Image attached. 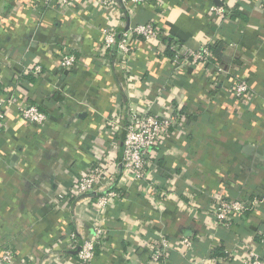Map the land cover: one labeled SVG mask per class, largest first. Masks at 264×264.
Wrapping results in <instances>:
<instances>
[{
  "label": "crops",
  "instance_id": "crops-1",
  "mask_svg": "<svg viewBox=\"0 0 264 264\" xmlns=\"http://www.w3.org/2000/svg\"><path fill=\"white\" fill-rule=\"evenodd\" d=\"M260 0H150L104 10L97 0H0V246L10 244L20 264H81L59 244L71 229L82 240L94 224L105 229L89 264H150L149 243L163 234V264H243L264 230V13ZM152 23V45L131 37L127 60L103 53V30L123 32ZM167 38L193 50L223 43L221 59L177 64ZM77 67L60 70L62 54ZM124 63V65H123ZM214 64L224 73L218 74ZM39 66L40 73L34 68ZM248 83L252 97L229 89ZM8 97L12 104L1 102ZM46 114L44 126L22 119L18 105ZM3 105V107H2ZM136 107L172 125L144 181L122 173L121 127ZM119 127L111 131L108 121ZM97 170L98 194L120 197L94 213V194L73 196L71 178ZM250 199L231 228L212 220L211 196ZM191 197V199L189 198ZM197 199L202 209L189 207ZM192 241V254L182 243ZM223 248L226 257L212 251ZM195 252V253H194ZM207 258V259H205ZM210 262V263H209Z\"/></svg>",
  "mask_w": 264,
  "mask_h": 264
},
{
  "label": "built area",
  "instance_id": "built-area-1",
  "mask_svg": "<svg viewBox=\"0 0 264 264\" xmlns=\"http://www.w3.org/2000/svg\"><path fill=\"white\" fill-rule=\"evenodd\" d=\"M54 3L61 6H68L71 0H52ZM150 0H97L98 6L105 10H113L114 6L128 4L144 5ZM221 5H211L209 11L213 12L220 20L229 14L228 8L222 5L223 0H217ZM259 6L264 13V0H260ZM103 53L114 52L121 58L127 60L130 56L132 44L130 38L135 36L142 39L148 44L155 45L159 43L162 38L161 33L152 23L136 24L129 27L123 32H118L114 27L103 30ZM174 55L171 59L177 64H191L198 65L204 62L211 61V52L209 46H201L196 50L188 47H183L181 44H171L169 47ZM124 65V63H123ZM77 67L76 56L72 53H65L60 56L59 69L73 70ZM215 70L218 74L224 73V70L218 64H214ZM35 73H40L41 68L36 66ZM229 93L235 97H252L248 83L240 81L230 88ZM15 100L8 97L1 104H12ZM2 105V107H3ZM20 116L24 121L38 127L44 126L46 122V114L42 112L37 106L32 104H20L17 106ZM5 112L4 108L0 107V130L4 126ZM172 116L157 117L146 112H140L138 108L129 106L127 108V119L123 125V139H122V157L121 166L122 173L128 178L139 181H144L147 178L149 169L155 163L157 148L164 144L168 134V129L172 125ZM108 126L111 131L119 127L116 118H111L108 121ZM101 180V176L97 170L88 168L86 172L74 175L71 178V185L73 187V196H84L94 194V200L91 203L93 212L100 213L105 208L111 206L120 197L118 188L110 189L106 192L98 194L96 185ZM191 199V197H189ZM189 199V207L194 210L202 209L200 202L192 197ZM211 202L206 207L212 220L224 228H231L233 221L243 212L252 208V201L248 198L242 199L238 197H222L211 196ZM105 229L99 224H94L93 232L87 238L80 240L75 232L71 229L64 231V238L60 240L59 244L64 250L73 251L77 260L81 264H89L95 257V249L101 243ZM169 238L163 234L157 236L149 243L151 248L150 264H163L166 252L169 247ZM182 243L190 248L191 254L193 244L188 238H183ZM258 245L264 251V230L258 233ZM195 253V252H194ZM225 257L231 255V252L224 251ZM224 257V256H223ZM207 259V258H205ZM212 261L213 259H208ZM0 264H20L15 262L14 253L10 244H3L0 246ZM243 264H264V255L258 252L255 248L247 250V259Z\"/></svg>",
  "mask_w": 264,
  "mask_h": 264
},
{
  "label": "trees",
  "instance_id": "trees-1",
  "mask_svg": "<svg viewBox=\"0 0 264 264\" xmlns=\"http://www.w3.org/2000/svg\"><path fill=\"white\" fill-rule=\"evenodd\" d=\"M180 44L178 40L167 38V44H166V53L167 55L171 58L174 53L173 51L169 48L171 44ZM225 49V45L223 43H217L214 47L210 48L212 60L214 59H221V52ZM216 255H221L225 256L224 254V249L223 248H216L214 251H212V257Z\"/></svg>",
  "mask_w": 264,
  "mask_h": 264
},
{
  "label": "water",
  "instance_id": "water-1",
  "mask_svg": "<svg viewBox=\"0 0 264 264\" xmlns=\"http://www.w3.org/2000/svg\"><path fill=\"white\" fill-rule=\"evenodd\" d=\"M220 3V5H221V2H219Z\"/></svg>",
  "mask_w": 264,
  "mask_h": 264
}]
</instances>
